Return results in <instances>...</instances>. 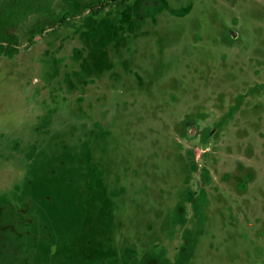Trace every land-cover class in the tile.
Masks as SVG:
<instances>
[{
  "label": "rangeland",
  "instance_id": "374dc122",
  "mask_svg": "<svg viewBox=\"0 0 264 264\" xmlns=\"http://www.w3.org/2000/svg\"><path fill=\"white\" fill-rule=\"evenodd\" d=\"M136 11L145 26L121 42L94 19L84 33L69 23L30 43L28 30L57 22L34 19L1 61L3 216L29 201L65 264L171 254L160 239L178 230L174 207L200 176L182 164L176 123L223 116L187 263L264 264V0H138ZM121 57L128 71L116 69Z\"/></svg>",
  "mask_w": 264,
  "mask_h": 264
},
{
  "label": "flooded vegetation",
  "instance_id": "af4514ba",
  "mask_svg": "<svg viewBox=\"0 0 264 264\" xmlns=\"http://www.w3.org/2000/svg\"><path fill=\"white\" fill-rule=\"evenodd\" d=\"M66 2L71 3L68 5L62 3V7L58 6V2L56 4L61 12L69 13L66 20L70 21L71 25L68 24L71 27L78 24L80 28H83V33L89 30V27L93 26L96 20L101 26H106L103 29L109 32L113 41L121 42L122 39L136 36L140 31V27L145 26L146 14L136 11L138 0H66ZM36 21H39V19H36ZM66 26L65 23H56L51 26L45 25L42 29L37 28L34 30V28H31L27 32L29 33L28 41L34 43V32H39L41 37L48 32H56L57 29ZM82 34L81 36H83ZM77 53L80 54L81 50L78 49ZM129 62L128 58L121 57L116 69L120 66L128 71L130 69ZM117 74L115 70V75ZM208 116L209 114L206 113L202 118ZM201 121V117L194 119L193 116L185 115L176 123V142L186 150L181 158L182 164L189 167L191 174H200L202 177L194 176L191 182L190 179L185 182L187 196L182 203L175 205L171 219L174 229L178 230H174L173 234L165 231L163 238L160 239L162 243L163 240L169 237L172 253L167 254L150 250L139 261L130 250H128V253L121 255L107 253L103 257L105 264H113V261L116 260L119 261V264H188L187 261L194 254L193 240L195 237L191 235L187 238L186 234L191 231L192 222L201 221V217L196 214L197 195L205 192L206 186L211 181L204 178V176L210 174L211 169L206 161L212 155V151L207 150V142L212 138L213 133H215L219 124L224 121V118L221 116L219 123H215L216 125H213L209 120L205 121V125H200ZM198 140L202 148L199 156L195 151ZM126 168L133 171L130 166H126ZM46 198L49 199L50 195H47ZM2 208L3 206H0V264H65L64 257L61 256L62 248L54 245V241L51 239L52 232L48 225L49 222L47 220H42L43 222L36 220L37 218L33 214L32 205L29 201L23 206L13 207V215L11 214V216H3ZM55 224L57 225V222ZM163 226L166 227L165 224ZM167 226L169 227V225ZM195 233L198 234V229ZM155 239L159 241V237H155ZM52 244L55 247L54 249H52ZM10 260L16 262H10Z\"/></svg>",
  "mask_w": 264,
  "mask_h": 264
},
{
  "label": "trees",
  "instance_id": "16d2710c",
  "mask_svg": "<svg viewBox=\"0 0 264 264\" xmlns=\"http://www.w3.org/2000/svg\"><path fill=\"white\" fill-rule=\"evenodd\" d=\"M68 14L60 12L56 0H0V63L20 52L23 28L34 19L49 18L68 24Z\"/></svg>",
  "mask_w": 264,
  "mask_h": 264
}]
</instances>
